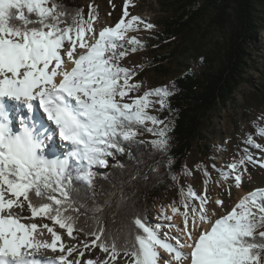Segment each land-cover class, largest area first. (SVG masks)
<instances>
[{
  "label": "snow or ice",
  "instance_id": "1",
  "mask_svg": "<svg viewBox=\"0 0 264 264\" xmlns=\"http://www.w3.org/2000/svg\"><path fill=\"white\" fill-rule=\"evenodd\" d=\"M128 7L125 0L120 20L96 33L95 5H88L85 18L82 8L58 0H0V264H264V187L217 216L215 209L210 212L207 168L204 192L181 187L179 206L169 205L173 215L158 217L169 223L152 225L137 215L113 230L96 215L102 206L94 208L91 223L80 220L71 195L74 180L91 188L97 176L93 167L107 166V158L123 153L125 144L144 143L136 139L140 130L152 134L148 143L155 150H168V126L148 111L154 104L170 107L168 87L129 96L142 84L132 82L136 72L121 60L144 44L127 33L139 24L154 26L130 15ZM15 116L19 129L13 126ZM256 134L264 136V128L257 127ZM57 136L59 147L70 146L68 151L57 152ZM244 143L264 149L251 134ZM257 164L264 168V160L244 148L218 174L240 188L248 165ZM214 203L223 205L221 199ZM176 215L183 228L170 223ZM36 218L52 221L70 240L79 232L91 239L66 244L53 226L24 222ZM43 230L51 242L36 238ZM97 249L103 259L95 255ZM48 250L53 255L44 254ZM86 252L91 258L82 259Z\"/></svg>",
  "mask_w": 264,
  "mask_h": 264
},
{
  "label": "trees",
  "instance_id": "2",
  "mask_svg": "<svg viewBox=\"0 0 264 264\" xmlns=\"http://www.w3.org/2000/svg\"><path fill=\"white\" fill-rule=\"evenodd\" d=\"M82 1L58 0L70 9L82 8L85 12ZM256 3L257 0H180L172 17L163 20L158 43L162 48L180 44L183 55L195 47V35L203 21L221 26L228 24V29L213 56L203 57L197 70L190 69L186 60L184 70L172 80L175 90L168 97L170 107H165L159 114L161 120L173 119L166 152L161 153L145 142L125 144L123 153L107 158V166L93 167L97 176L91 188L74 180L71 195L81 221L87 217L91 223L96 206L103 207V213L96 215H102L105 225L113 230L129 224L137 215L146 217L152 225L161 221L154 218L158 214L156 205L178 191L172 176L181 173L188 152L197 146L198 139L208 137L203 131L205 124L213 122L212 117L220 104L228 101L245 80L248 49L257 39L261 25ZM178 57L175 51L156 56L154 68L158 66L162 68L160 72L166 74L168 69L164 63ZM142 84L145 86V80ZM204 148L212 149L206 139ZM76 234L84 235L83 232Z\"/></svg>",
  "mask_w": 264,
  "mask_h": 264
},
{
  "label": "rangeland",
  "instance_id": "3",
  "mask_svg": "<svg viewBox=\"0 0 264 264\" xmlns=\"http://www.w3.org/2000/svg\"><path fill=\"white\" fill-rule=\"evenodd\" d=\"M179 1L180 0H129L128 12L130 15L139 16L146 23H150L154 26L151 29H145L144 24H139L138 30L127 33L128 36L137 37L144 44L143 48H138L136 52H129V54L121 60L122 66L134 69L136 72L132 80L133 83L140 82L142 84V81L145 80V86L142 84V87L138 91L129 93V96H139L142 95L145 90L161 86H167L169 91L173 93L175 89L171 82L184 70L185 61L187 60L190 69L197 70L200 66L199 61L201 58L213 56L219 45L223 43L227 34L228 24L221 26L209 20H205L200 30L195 35V47L186 54L183 55L180 53L182 49L180 44L176 45V43H173L162 48L157 38L159 31L163 27V20L172 17L174 8ZM82 4L85 7L84 16L86 18L88 15V5L92 4L96 6L98 16L94 24L97 25L101 23L100 25L104 27L113 26L120 20L124 12L125 0H83ZM256 4L258 8L257 18L260 19L261 25L260 31L257 34V39L248 49L250 52L248 59L249 66L244 73L245 80L238 85L228 101L220 104L212 117L213 122L210 123V125L205 124L203 131L208 137L206 138L203 136V138L205 137L210 143L212 149H205V139H198L197 146L195 145L194 148L188 152V158L181 173L177 176L176 184L178 191L164 197L160 203L162 205H156L155 210L158 214H155L154 218L159 217L162 212L169 216L173 215L169 209V205L173 201L177 202L178 205V193L181 187L187 190L190 185L197 194L203 193L205 188L203 184L205 179L203 175L204 168H207L208 172L211 174V181L208 185V195L213 203L210 205V212L212 209H215L217 216L230 211L234 204L247 192L255 188L264 187V168L260 167L258 164L255 166L248 165L247 173L243 176V182L240 188L234 187L231 179L227 181L221 180L218 174V170L223 168L227 163H231L233 158L238 159L241 150L244 148H248L255 159L264 160V149L252 148L244 143L246 137L251 134L257 143L264 146V136H258L256 134L257 127L264 128V0H257ZM99 27L100 26H98V28ZM170 51H175L179 57L173 61L164 63V66L168 69V73L164 74L160 72L162 68H158V66H156V69L154 68L153 58ZM151 99L157 100L158 97H151ZM124 102H130V100L125 97ZM162 110L159 104H154L148 109L150 114L158 118ZM15 117L17 118V116ZM163 121L170 131L173 126V119L169 118ZM17 126L20 127L18 124ZM148 126H151V124H148ZM153 138L152 134L148 132H143L137 136V139L144 141L149 146L152 145L148 143V141ZM46 145H48V150L44 148L45 154L50 155L49 143L46 142ZM57 145L58 153L66 152V150L59 147L58 142ZM212 165H216V169H213ZM185 169H187V172ZM217 181H219V185ZM229 191L231 195H229ZM216 199H221L223 205L217 207L214 203ZM182 210L181 208V211ZM154 218L153 221H158V219ZM45 220L48 224H51L55 230L60 231V234L64 238L69 239L65 230L60 229L58 225H53L52 221ZM175 220L177 223L172 222ZM172 221L170 223L179 227L182 226L183 221L179 215L174 216ZM159 223H169V221L161 220ZM43 231L45 235L50 237L49 242H51V235L47 234L46 230ZM166 231L165 229L161 231L160 235L162 238L163 233ZM43 235L40 236L41 238H36L44 240ZM76 235L77 243L79 240L91 239L81 234ZM88 258L91 257L89 256Z\"/></svg>",
  "mask_w": 264,
  "mask_h": 264
},
{
  "label": "bare ground",
  "instance_id": "4",
  "mask_svg": "<svg viewBox=\"0 0 264 264\" xmlns=\"http://www.w3.org/2000/svg\"><path fill=\"white\" fill-rule=\"evenodd\" d=\"M101 23H98L97 25H95L94 26V29H95V31H96V33H98L103 27L100 25ZM98 26H100L99 28H98ZM69 67H70V65H69ZM18 117V116H17ZM14 123V122H13ZM17 129H19V127H17ZM56 140H57V142L59 143V137L57 136L56 137ZM69 148H70V146L69 147H61V149H63V150H66V151H68L69 150ZM48 150V149H47ZM50 153V152H49ZM25 214L26 215H29V213L25 210ZM24 222H35V223H37V224H44V223H47V221L44 219V218H40V219H38V218H36V219H34V220H30V221H24ZM173 223H177V221L175 220V221H172ZM48 224V223H47ZM50 226H52L51 224H49ZM204 227H207V225H205ZM180 228H183V223H182V226L180 227ZM165 230H167L168 231V229L167 228H165ZM57 232H59L60 233V231H58V230H56ZM47 232V231H46ZM45 232V233H46ZM47 234H49V233H47ZM172 234L173 235H178V233H176V231H175V229L174 230H172ZM66 235V234H65ZM44 236V239H47L48 241H50V237L48 236V235H43ZM62 236V235H61ZM37 237H39V238H41L40 237V235H37ZM66 237V236H65ZM62 239H63V241L66 243V244H76L77 243V240H73V241H71V240H69V239H66V238H64L63 236H62ZM173 243H174V241H173ZM43 251V250H42ZM44 254H46V255H49V256H51V255H53V253L50 251V250H48V251H46V252H44ZM75 255V254H74ZM95 255H100V257H101V259H103V255L104 254H100L99 253V250H96V253H95ZM162 255H165L166 256V253H162ZM90 255L86 252V255H85V257H83L82 259H87L88 257H89ZM70 259H72L71 257H69ZM121 264H122V262H121Z\"/></svg>",
  "mask_w": 264,
  "mask_h": 264
}]
</instances>
